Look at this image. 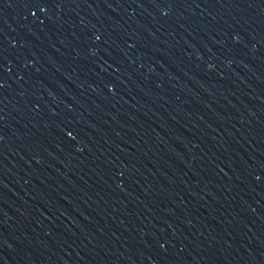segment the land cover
Wrapping results in <instances>:
<instances>
[{
	"label": "water",
	"instance_id": "95a60500",
	"mask_svg": "<svg viewBox=\"0 0 264 264\" xmlns=\"http://www.w3.org/2000/svg\"><path fill=\"white\" fill-rule=\"evenodd\" d=\"M118 6L119 0H0V264L81 263Z\"/></svg>",
	"mask_w": 264,
	"mask_h": 264
},
{
	"label": "snow or ice",
	"instance_id": "6c2138e0",
	"mask_svg": "<svg viewBox=\"0 0 264 264\" xmlns=\"http://www.w3.org/2000/svg\"><path fill=\"white\" fill-rule=\"evenodd\" d=\"M33 14H35V13H33ZM4 86H5V81L3 79V75L0 74V88H3Z\"/></svg>",
	"mask_w": 264,
	"mask_h": 264
}]
</instances>
